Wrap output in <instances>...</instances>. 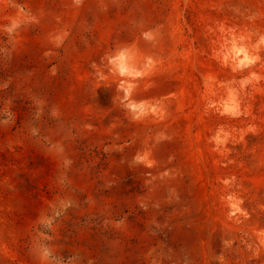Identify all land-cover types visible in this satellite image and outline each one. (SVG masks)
I'll use <instances>...</instances> for the list:
<instances>
[{
	"label": "rangeland",
	"instance_id": "obj_1",
	"mask_svg": "<svg viewBox=\"0 0 264 264\" xmlns=\"http://www.w3.org/2000/svg\"><path fill=\"white\" fill-rule=\"evenodd\" d=\"M0 264H264V0H0Z\"/></svg>",
	"mask_w": 264,
	"mask_h": 264
},
{
	"label": "clouds",
	"instance_id": "obj_2",
	"mask_svg": "<svg viewBox=\"0 0 264 264\" xmlns=\"http://www.w3.org/2000/svg\"><path fill=\"white\" fill-rule=\"evenodd\" d=\"M124 72H125L124 68H123V67H121V68H120V73H121V75H123V74H124Z\"/></svg>",
	"mask_w": 264,
	"mask_h": 264
}]
</instances>
